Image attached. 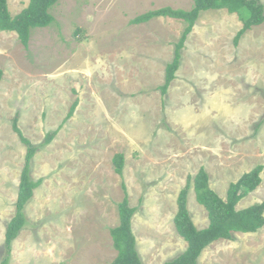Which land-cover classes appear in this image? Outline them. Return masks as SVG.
Listing matches in <instances>:
<instances>
[{
    "label": "rangeland",
    "instance_id": "374dc122",
    "mask_svg": "<svg viewBox=\"0 0 264 264\" xmlns=\"http://www.w3.org/2000/svg\"><path fill=\"white\" fill-rule=\"evenodd\" d=\"M193 2L59 0L51 10L55 23L34 29L28 49L14 32H0V263L27 152L12 128L16 116L39 146L79 101L31 163L32 179L42 184L13 243L17 255L33 257L29 264H112L123 180L137 209L133 230L142 261L165 264L187 249L175 216L189 179L205 168L225 199L232 183L264 167V24L236 43L243 27L236 14L203 13L167 95L160 87L186 25L163 17L131 24L165 7L191 10ZM8 3L15 16L29 0ZM119 153L123 179L113 164ZM262 202L264 171L238 209ZM188 210L197 228L208 227L193 188ZM198 264H264V228L213 243Z\"/></svg>",
    "mask_w": 264,
    "mask_h": 264
},
{
    "label": "trees",
    "instance_id": "16d2710c",
    "mask_svg": "<svg viewBox=\"0 0 264 264\" xmlns=\"http://www.w3.org/2000/svg\"><path fill=\"white\" fill-rule=\"evenodd\" d=\"M191 10L165 7L142 14L131 21L133 26L147 24L154 19L163 17L182 21L186 26L182 37L175 45L173 61L166 68L165 83L160 87L163 95H167L171 84L176 79L180 67L181 51L185 47L188 36L193 32L203 13L210 10H226L236 14L243 23L242 29L236 35L238 43L245 33L254 27L264 24V6L257 0H193ZM59 0H30L29 5L19 15L12 16L8 0H0V32H14L19 42L29 48L34 29L52 26L55 18L51 10ZM3 72L0 70V83ZM79 101H75L64 119L62 125L46 135L45 141L34 145L19 126V117L13 120V131L21 143L27 147L25 164L21 173L20 187L16 202V215L8 224L5 234L6 256L0 264H10L14 241L20 232L28 225L26 207L34 197L42 181H34L31 176V163L37 151L50 145L58 135L62 126L70 120ZM115 173L123 177L125 168L124 154H116L113 158ZM264 167L257 166L245 173L236 183L229 186L226 198L219 196L211 187L209 174L201 168L198 174L189 179L187 186L180 192L177 200L178 212L175 216V226L179 236L187 243V249L178 257L165 264H198L203 252L213 243L220 240H232L235 233H256L264 228V202L239 210L238 204L253 193L262 183ZM123 179V178H122ZM193 188L197 202L208 213L209 225L199 229L195 225L188 210L189 191ZM124 199L118 204L120 223L111 230V237L117 257L112 264H144L138 251L137 237L133 230V218L137 209L132 208L125 180L122 181Z\"/></svg>",
    "mask_w": 264,
    "mask_h": 264
},
{
    "label": "crops",
    "instance_id": "0c3cea01",
    "mask_svg": "<svg viewBox=\"0 0 264 264\" xmlns=\"http://www.w3.org/2000/svg\"><path fill=\"white\" fill-rule=\"evenodd\" d=\"M29 2H30V0H29ZM194 3V2H193ZM9 4V3H8ZM28 5H29V3H28ZM27 5V6H28ZM27 6L25 7V8H27ZM24 8V9H25ZM24 9H22L19 13H17L15 16H17V15H19ZM14 16V17H15ZM16 34V33H15ZM17 35V34H16ZM263 174V173H262ZM13 252H12V260H11V262H12V264H29L30 262H31V260L33 259V257L32 256H30V257H24V256H19V255H17L16 254V252H15V248L13 247ZM18 252L20 251L19 249H16ZM36 255H39V254H36ZM43 258V257H42ZM45 258V257H44Z\"/></svg>",
    "mask_w": 264,
    "mask_h": 264
}]
</instances>
